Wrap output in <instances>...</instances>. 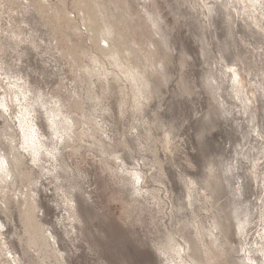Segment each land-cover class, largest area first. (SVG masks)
I'll use <instances>...</instances> for the list:
<instances>
[{"label": "rangeland", "instance_id": "rangeland-1", "mask_svg": "<svg viewBox=\"0 0 264 264\" xmlns=\"http://www.w3.org/2000/svg\"><path fill=\"white\" fill-rule=\"evenodd\" d=\"M49 1L0 0V264H264V0Z\"/></svg>", "mask_w": 264, "mask_h": 264}, {"label": "bare ground", "instance_id": "bare-ground-1", "mask_svg": "<svg viewBox=\"0 0 264 264\" xmlns=\"http://www.w3.org/2000/svg\"><path fill=\"white\" fill-rule=\"evenodd\" d=\"M10 1H12V0H10ZM13 1H15V0H13ZM46 2H47V4H45V6H47V7H50V9L51 10H54L55 11V8H54V6L51 4V2L49 1V0H46ZM45 6L43 5L41 8H45ZM84 7L86 8V5H84ZM83 15V17L82 18H80L81 16ZM82 15L81 16H78L77 15V21H78V25L80 26V27H84V28H86V23H85V14H83L82 13ZM80 19H82V26L80 25ZM104 44L105 43H103V45L100 43V45H99V49L98 50H101L102 49V46H104ZM149 44V43H148ZM150 44H152V43H150ZM145 53H147V52H145ZM148 54V53H147ZM150 54V53H149ZM148 54V55H149ZM147 56V55H146ZM9 66V65H8ZM149 74V73H148ZM150 75V74H149ZM142 79L144 80L145 79V77H142ZM8 91H9V93H11V92H13L11 89H12V87H10V86H8ZM59 110V109H58ZM56 113H57V109L56 110H54V111H52L51 113H50V115L48 116V118H49V124H48V126H49V129L50 130H53V131H59V130H61L62 128H63V131L64 130H66V129H68V130H70L69 128H70V126L68 127L67 125H66V123L65 122H62L61 120H60V118H59V115H58V118H57V116L55 117V115H56ZM47 114H48V112H47ZM46 117V116H45ZM63 117V116H62ZM65 120V119H64ZM33 121V120H32ZM32 121H30L26 126H23V125H21V132H20V142H21V146H22V148L24 147V148H26V149H29L30 150V152H32L33 154H34V156L35 157H37V155H36V145H37V143L35 142V139L33 138V135H34V133L33 132H37V128H36V125L35 124H33L32 123ZM68 122V121H67ZM79 121H76L75 123H73V126H77V123H78ZM48 123V122H47ZM35 127V128H34ZM71 131V130H70ZM51 133H52V131H50ZM31 133H33V135L31 134ZM54 133V132H53ZM79 133V132H78ZM3 135V134H2ZM12 135V143H10L11 144V150H8L9 151V153H10V151L12 152V154H13V152H14V154L15 155H13L12 156V159L15 157V156H19L18 155V151H17V149L18 148H16V144H15V140H14V138L16 139V135L15 134H11ZM53 138V137H52ZM62 139H63V137H62ZM17 140V139H16ZM10 141V140H9ZM19 141V140H18ZM19 142V143H20ZM1 143V142H0ZM9 146V145H8ZM7 146V147H8ZM20 146V147H21ZM8 149H10V147L8 148ZM111 149H113V148H111ZM29 150H26V151H29ZM23 154V153H22ZM21 154V155H22ZM21 155H20V157H21ZM28 155V154H27ZM30 155V154H29ZM28 155V156H29ZM10 156V155H9ZM9 156H7V155H5V156H1L0 157V165H5V166H3V170H5V172L7 173V174H10L11 173V169H10V167L8 166L9 165ZM20 157H19V163L21 164V163H24L23 161H22V158L20 159ZM31 157V156H30ZM32 158H34V157H32ZM114 159V158H113ZM33 161H35V160H33ZM10 162H12V161H10ZM11 165H12V163H11ZM1 175H3L2 173H1ZM4 176V175H3ZM5 177V176H4ZM136 179H137V177H136ZM64 192V191H63ZM25 194V193H24ZM20 195V194H19ZM21 196H18L17 195V202H19L21 199H27V203H26V205H27V207L28 208H30L31 209V206L32 205H34L35 203H36V201H35V198H34V195H33V193H27V194H25V196L23 197V198H20ZM65 198H66V196H65ZM69 198V197H68ZM67 202H71V199L69 198V199H67ZM4 204H5V208L7 209L8 208V203H5L4 202ZM44 234V233H43ZM1 235H2V233H1ZM3 236V235H2ZM44 237H45V239H46V241H47V243H48V245H49V247H56V241H54V239H53V237H52V234H47L46 233V235L44 234ZM49 238H50V241L52 242V244H50V241H49ZM3 239V238H2ZM1 239V240H2ZM4 241V240H3ZM55 242V243H54ZM208 242V241H207ZM3 243V242H2ZM1 242H0V246H2L1 244H2ZM210 243V242H209ZM211 244V243H210ZM174 245H176L177 246V249H176V252H177V254L179 255V257H183V255H184V253H185V250H184V247H182V245H180V244H178V243H176V242H174ZM212 245V244H211ZM2 248H4V247H2ZM203 248H204V250H205V252L208 254V256L211 258V260L213 261L215 258H216V255L215 254H213V251H212V249H211V247H210V245H208V243H207V245L205 244L204 246H203ZM0 252H1V250H0ZM11 253V252H10ZM9 254V253H8ZM2 255H5V254H2ZM12 255H14V256H12ZM6 256V255H5ZM8 256V255H7ZM10 256H12V257H10V261L11 262H9V263H7V264H12V262H13V264H21L20 263V258H17L16 259V257H15V254H11ZM9 257V256H8ZM18 257V256H17ZM7 258V257H6ZM5 258V259H6ZM62 258V257H61ZM170 263L171 264H181V263H179V262H177V261H175V260H171L170 261Z\"/></svg>", "mask_w": 264, "mask_h": 264}]
</instances>
